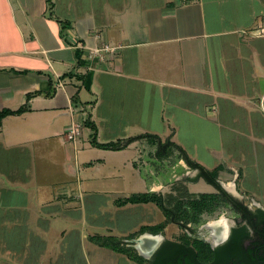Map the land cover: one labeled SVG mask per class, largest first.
I'll return each mask as SVG.
<instances>
[{"label": "crops", "instance_id": "obj_1", "mask_svg": "<svg viewBox=\"0 0 264 264\" xmlns=\"http://www.w3.org/2000/svg\"><path fill=\"white\" fill-rule=\"evenodd\" d=\"M103 44L115 52L104 60L85 58L83 47ZM23 106L0 127V264H154L135 245L150 251L158 234L172 240L165 235L169 225L142 231L166 216L141 227L133 220L137 228L129 233L119 219L116 232L110 223H86V206L108 197L120 210L140 204L161 209L156 201H121L144 193L165 197L187 162L176 149L158 156L153 139L135 138L120 150L94 141L161 137L165 118L170 128L179 117L208 126L210 113L217 128L228 113L233 133L248 125L258 141L254 176L264 185V128L253 118L264 111V0H0V111ZM73 122L86 137L68 146L71 141L60 137ZM234 161L213 170L221 168L220 184L231 182L245 197L238 183L247 187L248 177ZM62 164L75 179H60ZM126 167L147 190L114 198L110 183L125 180ZM192 174L186 184L199 194L191 187L204 178ZM65 183L78 195L56 189ZM97 237H113L131 251L119 252Z\"/></svg>", "mask_w": 264, "mask_h": 264}, {"label": "rangeland", "instance_id": "obj_2", "mask_svg": "<svg viewBox=\"0 0 264 264\" xmlns=\"http://www.w3.org/2000/svg\"><path fill=\"white\" fill-rule=\"evenodd\" d=\"M263 21V20H262ZM260 21L258 20L257 23ZM264 107V106H263ZM262 113V114H259ZM212 113L209 114V123L208 126H205V124L201 123L200 121H193L191 123H187L186 118L179 117L174 119V128H170L172 123L169 119H162L160 122V139L162 142L165 143L167 140H171L174 142L177 141L182 146H184L188 150V156L193 159L197 160L198 162H202L203 164L207 165L210 168V171H213V167L216 164L223 163V162H232L235 158L237 163H239L245 170L246 176L248 177V183L247 187H243L242 181L240 180V183H238L239 187L238 189L240 191H244L247 196L241 197V198H236L234 196V199L237 201H240L241 203L249 206H254V204L260 205L256 199L260 200L264 204V185L261 184L260 182H255V179L259 178L261 180V176H254L255 169L257 168L256 166L253 165L254 163V158L253 154L259 153V144L258 141L253 140L251 138V132L248 131L250 127L248 125L242 124L241 129H239V126H235V130L237 133H233L231 129L228 128L227 124H229L230 119L228 117V113L223 114L224 117H221V119H218L220 122L219 127L214 128L211 127L214 124L211 123V121H215V116L212 117ZM254 115V114H253ZM261 115H264V111L262 112H255L254 122H256L257 127L259 125L264 128V116L262 117ZM235 125L238 124L239 118L235 119ZM243 122V121H242ZM247 120H245L243 123H246ZM173 127V126H172ZM175 130H177V133H175ZM244 130V131H243ZM86 129L82 126L81 128V140L82 137H86L85 133ZM239 132L241 134H239ZM173 134V135H172ZM256 135V134H254ZM249 136V137H248ZM60 138H62L60 141L64 140L65 137L62 135ZM79 141L80 136L78 137ZM146 138V137H145ZM237 138V139H236ZM248 138V143L245 142V140ZM147 139H152V138H147ZM251 139V140H249ZM235 140V141H234ZM70 141V140H69ZM156 141V140H155ZM71 141L68 146H72ZM233 142L235 145V150L233 151ZM209 148V149H208ZM256 148L254 151L252 150L251 152L249 149ZM187 150H185L187 152ZM173 150L169 153H172ZM234 154L232 155V153ZM240 158V159H239ZM242 158V159H241ZM122 160L124 158L121 157ZM72 160L74 162V156L72 157ZM236 161L235 164H236ZM238 164V166H239ZM61 166L63 167V171H61L60 174V179H64V177H69V179L73 180L75 177L73 175L69 174L67 172L66 166L65 165H59L58 169L60 171ZM181 173L178 174V182L176 185V195L177 197H185L191 195H195L194 193L189 191V188L186 184V179H189L191 175V169L186 164V166L181 167ZM52 169V168H51ZM56 169V168H55ZM221 169V168H218ZM123 173L126 175L125 180H116L114 182H111L110 185L114 187L116 190L114 193V198H117L119 196H124L128 195L133 192V190H136L138 192H144L147 190V183L146 181H143L141 183H137L140 181V178L138 177L137 179L131 177L130 174V168H122ZM106 172H108L106 170ZM195 175V172H193ZM243 177V176H242ZM194 180H198V175H195L193 178ZM243 179V178H242ZM247 179V178H245ZM254 179V181H253ZM251 180V182H250ZM263 180V179H262ZM255 182V183H254ZM232 183L225 181L226 186H230ZM175 187V186H174ZM58 191H63L67 192L66 195L69 196H77V188L75 185H70V183H65V186L59 185L56 187ZM192 191L198 193H206L214 190V187L210 185L206 180L202 179L199 183L193 184L191 187ZM188 191V192H187ZM248 194H253L256 199H252V197ZM169 202V201H167ZM100 205L92 204V205H87L86 207V213H85V221L86 223H92V221L96 224L106 222L110 223L114 230L117 232L118 230V223H120L119 219L125 220L127 223L128 227V233L129 232H134V230L137 228H133V220L138 224L139 227L143 226L144 224H150V223H156L161 221L164 217L165 214L162 211V209H159V207L155 204L147 206V205H142L140 204L139 206H134V208H131V206L123 208V209H117L115 206L110 205L108 203V197L103 198L100 200ZM263 206V205H261ZM150 208H154V211H151ZM121 214V217L119 216ZM177 215V214H176ZM237 211L231 206V204L227 205H220L216 209H214L212 212L205 211L203 212L198 221H189V222H181V220L177 219V217L172 216L170 219L172 220L174 217L176 220L185 225L182 226L180 223H168L166 226L169 228L165 232L167 237H169L172 240H177L179 241L181 237L184 236V234L188 233L189 236L193 237L196 236L197 233H201L202 235H207L206 230H202V227L206 223H212L215 221H221L223 220L228 222V220H235L237 217ZM135 217V218H134ZM109 220V222H108ZM125 224V225H126ZM186 225L188 227H186ZM166 229V228H165Z\"/></svg>", "mask_w": 264, "mask_h": 264}, {"label": "trees", "instance_id": "obj_3", "mask_svg": "<svg viewBox=\"0 0 264 264\" xmlns=\"http://www.w3.org/2000/svg\"><path fill=\"white\" fill-rule=\"evenodd\" d=\"M26 109H27L26 106H23L16 111H12L9 109H4L3 111H0V127H1L2 119L6 117L8 114H20L24 112ZM145 137L156 140V142L158 143V148H159L158 156L160 157H164L168 155L169 152L176 149L179 155L186 160L189 166L199 169L198 178H204L207 182L212 184L217 189V192L216 193H199V194L191 195L187 191L189 195L188 197L187 196L177 197L176 192H175L176 185H177L176 183L175 185H173L172 192L170 194H167L165 197H163V195L152 197L149 194L144 193V194L132 196L124 201H121V204H124L126 202L147 203L150 201H156L159 203L162 211L164 212L166 216V220L156 225L153 228H144L142 229V231L149 229L155 232H161L164 230V228L166 227L168 223L178 222L175 217L181 220V222L184 221L186 223L189 221H195V220L198 221L200 215L203 212L205 211L212 212L214 209H216L220 205H227L228 203L231 204V206H233V208L236 211L241 210L240 208H242V206L241 205L238 206L237 204H235L234 199L231 198L230 194L226 190L223 189L222 185L218 181L217 177H218L219 169H215L213 171L206 169L200 163L192 160L188 156L187 152L185 151L183 147L171 141L170 139L165 141L164 143L162 142V140L160 139L158 135L143 134L138 137L129 138L127 140L118 141V142H111L107 144H99L96 141H94V144L104 149L120 150L124 148L125 146H127L130 142L135 140V138L137 139V138H145ZM259 212H262V211H259ZM172 216H175V217L171 220L170 218ZM181 222L179 221L178 223L181 224ZM242 230H243L242 235L248 236V232L246 231V229L243 228ZM95 240L99 242L100 244L105 245V246H110L119 252L129 253V251H131L125 247L124 248L120 247V241H118L117 239L113 237H105V238L97 237L95 238ZM168 241L173 244H178L179 246H182V247H189L190 245H192V249L194 250V252H196V258L199 264H209L215 258L214 257L215 250L211 248L209 243L205 242L202 239H198L195 237L193 238L189 236L188 233L187 234L185 233L184 236L181 237L179 241L177 240L175 241L168 240ZM236 242L238 244V240H236ZM254 244L256 245L255 248H253L252 245H250L247 250H244V249L241 250L242 254L250 257L251 259L259 263L264 262V256L260 254L261 250L264 248V243L263 242L260 243L259 241H256ZM163 264H185V263H182V262L176 263L172 259H167L164 261Z\"/></svg>", "mask_w": 264, "mask_h": 264}, {"label": "flooded vegetation", "instance_id": "obj_4", "mask_svg": "<svg viewBox=\"0 0 264 264\" xmlns=\"http://www.w3.org/2000/svg\"><path fill=\"white\" fill-rule=\"evenodd\" d=\"M223 189L226 190L224 187ZM227 192L234 199V195L229 191ZM234 202L238 206L241 205L242 208L237 211L238 215L235 217L234 223L230 225L228 236L215 248L207 242L215 250V258L209 264H264V262L259 263L241 252L243 249L247 250L250 245L255 248L256 245L254 243L256 241L264 243V207L257 204H254V206L245 205L236 199H234ZM181 225L185 227L183 223ZM186 227L188 226L186 225ZM243 228L248 232V236L242 235ZM194 237L201 238V233H197ZM236 240H238V244ZM260 254L264 256V248ZM151 255L154 264H163L167 259H172L176 263L199 264L192 245L182 247L178 244L170 243L168 240L161 241L157 244Z\"/></svg>", "mask_w": 264, "mask_h": 264}, {"label": "built area", "instance_id": "obj_5", "mask_svg": "<svg viewBox=\"0 0 264 264\" xmlns=\"http://www.w3.org/2000/svg\"><path fill=\"white\" fill-rule=\"evenodd\" d=\"M115 49L116 47L108 44H103L101 46L83 47L85 58L90 60H104L105 55L108 53H114ZM80 134L81 124L78 122H73L65 133V139L68 141H75L80 136Z\"/></svg>", "mask_w": 264, "mask_h": 264}, {"label": "water", "instance_id": "obj_6", "mask_svg": "<svg viewBox=\"0 0 264 264\" xmlns=\"http://www.w3.org/2000/svg\"><path fill=\"white\" fill-rule=\"evenodd\" d=\"M222 186L227 191H229L231 194H233L234 196L241 197L240 193L233 186H226L225 184H222ZM216 222L217 221H215V223ZM212 223H214V222H212ZM233 223H234V220H228L229 229H230V225H232ZM210 224L211 223H206V224L203 225L202 230H206L208 234L207 235H202L201 234V238H199V239H202V240H204L206 242H209L212 245V247L215 248L221 241L220 242H214L211 239L210 236H211V233H212L213 229L210 226ZM228 234H229V230H228ZM228 234H227V236H228ZM145 236H146V234H145ZM157 237L159 239V243L164 240L163 234H158ZM142 240H143V238L141 237L138 241L137 240H134V241L140 243ZM135 248H137L145 257H150L151 253H152V251L154 250L155 247L149 251V249L146 246L143 247V244H138V245H135Z\"/></svg>", "mask_w": 264, "mask_h": 264}, {"label": "bare ground", "instance_id": "obj_7", "mask_svg": "<svg viewBox=\"0 0 264 264\" xmlns=\"http://www.w3.org/2000/svg\"><path fill=\"white\" fill-rule=\"evenodd\" d=\"M210 226L213 229L210 237L214 242H220L225 239L229 230L228 222L221 220L211 223Z\"/></svg>", "mask_w": 264, "mask_h": 264}]
</instances>
